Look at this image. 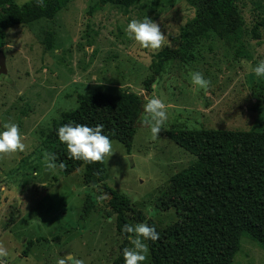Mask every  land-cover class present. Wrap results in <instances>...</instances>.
Instances as JSON below:
<instances>
[{
    "label": "rangeland",
    "instance_id": "obj_1",
    "mask_svg": "<svg viewBox=\"0 0 264 264\" xmlns=\"http://www.w3.org/2000/svg\"><path fill=\"white\" fill-rule=\"evenodd\" d=\"M97 1L69 0L52 19L5 30L0 123L18 125L25 150L0 155V249L7 253L0 256L3 264H57L70 253L83 264H113L120 246L131 245L128 236L116 232L104 184L124 195L145 220L167 226L176 219L174 209L161 208L157 200L170 177L195 158L167 131L264 130V78L251 71L264 59V0H236L243 19L240 39L203 41L192 62H168L149 90L144 80L151 75L154 53L126 38L125 26L147 16L165 33L161 49L174 48L179 27L193 16V8L184 0H141L127 9L99 6ZM48 32L49 49L44 41ZM190 71L210 81L207 90L190 84ZM98 90L135 92L141 96L142 112L129 150L111 139L113 153L103 161L104 180L87 186L81 180L82 167L67 175L58 167L46 170L42 151L52 150L43 130L61 112L76 108L78 94ZM153 96L163 100L167 113L166 130L155 139L143 112ZM86 197L93 207L83 215ZM136 223L140 221L130 217V224ZM239 242L231 264H264V246L246 234ZM145 255L142 264H152L149 250Z\"/></svg>",
    "mask_w": 264,
    "mask_h": 264
},
{
    "label": "trees",
    "instance_id": "obj_2",
    "mask_svg": "<svg viewBox=\"0 0 264 264\" xmlns=\"http://www.w3.org/2000/svg\"><path fill=\"white\" fill-rule=\"evenodd\" d=\"M68 1L42 0L39 5L36 0L21 4L9 1V6L0 12V47L7 28L40 18L52 19ZM139 1L98 0L97 4H115L127 9ZM184 1L193 8V16L179 27L174 48L164 47L154 53L151 75L144 80L145 90L164 72L168 62H192L203 41L241 37L243 19L236 0ZM44 41L45 47L51 48L49 32ZM141 112V96L132 91L113 94L98 90L78 94L76 108L61 112L43 130L44 141L55 153L57 165L63 163V169L58 167L63 174L82 167L83 184L93 185L104 180V163L85 164L68 158L65 145L57 139L56 129L69 122L100 124L110 140H118L129 150ZM167 135L195 157L170 177L157 200L161 208L174 209L175 221L161 227L151 219L145 220L142 211L132 207L124 195L104 184L109 194L107 205L115 214L116 232L129 235L121 232V226L130 224V217L153 226L160 235L157 241L146 242L152 264H231L242 234L264 246V130L170 129ZM92 207V200L86 197L83 215ZM123 249L120 246L113 264H123Z\"/></svg>",
    "mask_w": 264,
    "mask_h": 264
},
{
    "label": "clouds",
    "instance_id": "obj_3",
    "mask_svg": "<svg viewBox=\"0 0 264 264\" xmlns=\"http://www.w3.org/2000/svg\"><path fill=\"white\" fill-rule=\"evenodd\" d=\"M36 3L42 4V0H36ZM126 38L136 42L140 48L151 50L153 53L159 51L165 46L166 36L161 32L159 25L145 16L140 20H130L124 28ZM251 71L258 78H264V59H261ZM190 84L195 89L207 90L210 81L199 71H190L188 74ZM144 119L149 125V130L153 139L158 137L161 129H164L167 120L165 103L157 96L146 100L143 105ZM103 126L96 124L89 126L79 123H65L56 129V135L59 142L65 145V155L72 160H79L85 164L103 162L106 156L113 153L112 144L107 135L102 132ZM25 144L22 142V134L19 127L14 122L0 123V155H8L17 152H23ZM42 160L46 170H54L57 167L63 169V163H56L55 153L42 151ZM102 198V197H101ZM136 196H132L135 201ZM111 222V221H109ZM121 232L127 233L130 248L122 250L123 264H142L146 259L147 241L155 242L159 238V232L144 222L136 224H124L121 226ZM7 255L3 249H0V256ZM83 264L80 258L71 253L65 258L57 261V264ZM0 264H3L0 261Z\"/></svg>",
    "mask_w": 264,
    "mask_h": 264
},
{
    "label": "water",
    "instance_id": "obj_4",
    "mask_svg": "<svg viewBox=\"0 0 264 264\" xmlns=\"http://www.w3.org/2000/svg\"><path fill=\"white\" fill-rule=\"evenodd\" d=\"M4 54L3 51L0 49V76L2 77L5 74V67H4Z\"/></svg>",
    "mask_w": 264,
    "mask_h": 264
},
{
    "label": "flooded vegetation",
    "instance_id": "obj_5",
    "mask_svg": "<svg viewBox=\"0 0 264 264\" xmlns=\"http://www.w3.org/2000/svg\"><path fill=\"white\" fill-rule=\"evenodd\" d=\"M9 1H12V2L16 3V0H0V12L3 11L4 8L9 6V3H8Z\"/></svg>",
    "mask_w": 264,
    "mask_h": 264
}]
</instances>
